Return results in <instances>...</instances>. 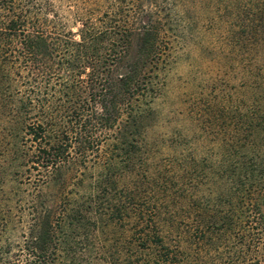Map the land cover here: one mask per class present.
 Masks as SVG:
<instances>
[{
    "label": "trees",
    "instance_id": "16d2710c",
    "mask_svg": "<svg viewBox=\"0 0 264 264\" xmlns=\"http://www.w3.org/2000/svg\"><path fill=\"white\" fill-rule=\"evenodd\" d=\"M48 12L46 0H0L4 153L48 187L30 193L21 242L2 243L13 215L0 212V264H182L176 253L123 255L111 231L130 217L133 163L148 155L142 141L175 20L141 10L105 13L79 19L72 31ZM252 100L248 142L238 147L245 153L232 166L261 179L264 93ZM143 231L137 247L161 240Z\"/></svg>",
    "mask_w": 264,
    "mask_h": 264
},
{
    "label": "rangeland",
    "instance_id": "374dc122",
    "mask_svg": "<svg viewBox=\"0 0 264 264\" xmlns=\"http://www.w3.org/2000/svg\"><path fill=\"white\" fill-rule=\"evenodd\" d=\"M46 2L50 19L54 15L72 31L79 19L105 13L141 10L175 20L176 30L168 31L174 35L169 62L160 72L142 141L148 155L141 166L133 163L130 217L111 229L123 255L176 253L182 264H261L264 177L245 167L233 170L232 163L245 153L238 147L248 142L252 98L264 93V0ZM5 125L0 113V212L10 208L13 215L3 244L21 242L30 193L36 185L48 189L37 182L36 170L27 171L28 164L18 166L4 153ZM141 230L161 240L137 247Z\"/></svg>",
    "mask_w": 264,
    "mask_h": 264
}]
</instances>
